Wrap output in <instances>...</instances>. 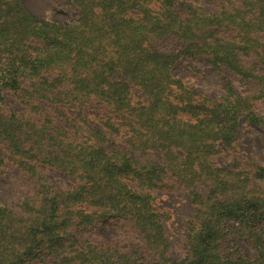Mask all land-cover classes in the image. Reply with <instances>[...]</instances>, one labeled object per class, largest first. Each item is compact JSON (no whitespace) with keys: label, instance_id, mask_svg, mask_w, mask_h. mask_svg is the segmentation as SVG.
I'll list each match as a JSON object with an SVG mask.
<instances>
[{"label":"trees","instance_id":"1","mask_svg":"<svg viewBox=\"0 0 264 264\" xmlns=\"http://www.w3.org/2000/svg\"><path fill=\"white\" fill-rule=\"evenodd\" d=\"M66 2L70 20L0 0V171L28 186L0 199V264H264V165L223 153L242 122L264 135V0ZM196 57L215 97L175 74ZM176 189L194 207L177 257L158 195Z\"/></svg>","mask_w":264,"mask_h":264},{"label":"rangeland","instance_id":"2","mask_svg":"<svg viewBox=\"0 0 264 264\" xmlns=\"http://www.w3.org/2000/svg\"><path fill=\"white\" fill-rule=\"evenodd\" d=\"M23 1L33 14L41 18L70 20L78 15V10L71 8L66 0ZM174 71L176 75L184 78L190 86L210 97H215L220 92L221 76L206 57L183 58L175 66ZM227 76L240 93L252 91L250 85L241 77L229 72H227ZM8 97L18 109H22L13 97L9 94ZM87 112L93 119L103 113L100 105L96 103H92L88 107ZM240 131L242 139L237 144V152L225 150L223 153L232 159L237 158V156H243L249 161H259L264 165V135L262 131L249 122H242ZM52 177L61 183H68L67 177L60 173H52ZM27 190V184L19 179L17 168L7 163L0 171V199L11 206V202L23 195ZM158 195L161 208L169 213L165 222L173 246V255L177 257L180 256V250L185 247L187 220L192 216L194 207L191 205L189 195L181 189H176L172 192H160ZM125 223L126 221L123 219H105L99 222L98 229L109 240H118L122 238V227ZM133 241L135 240L132 235L127 242Z\"/></svg>","mask_w":264,"mask_h":264}]
</instances>
